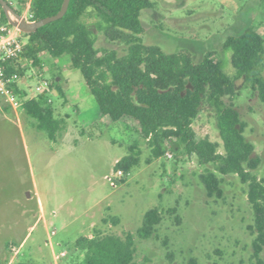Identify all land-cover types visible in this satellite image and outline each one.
I'll return each instance as SVG.
<instances>
[{
    "label": "rangeland",
    "instance_id": "374dc122",
    "mask_svg": "<svg viewBox=\"0 0 264 264\" xmlns=\"http://www.w3.org/2000/svg\"><path fill=\"white\" fill-rule=\"evenodd\" d=\"M14 1L19 12L22 4ZM149 1L153 8L140 17L145 44L166 53L189 50L196 60L213 50L229 75L235 69L231 51L223 49L226 38L250 24L264 37V0ZM96 45L119 55L127 49L101 33ZM42 59L43 77L53 86L57 79L63 91L51 102L65 126L51 139L22 108L10 109L0 97V261L10 256L9 264L19 259L70 264L75 240L98 232L122 238L132 234L139 264H188L190 257L199 264H255L247 183L236 174L220 173L216 164H201L182 147H168V141L156 156L155 142L121 123L83 130L78 111L94 107L95 99L81 72L66 56L43 53ZM232 101L260 158L254 173L264 180V101L243 78L236 80ZM192 126L197 139L208 138L223 150L213 107L204 102ZM130 155H137L138 163L118 178L116 162ZM207 171L221 178V196H208L200 178ZM106 175L117 179L114 186ZM151 208L160 211L162 221L153 237L139 238L137 229ZM8 241H23L20 252L9 253Z\"/></svg>",
    "mask_w": 264,
    "mask_h": 264
},
{
    "label": "trees",
    "instance_id": "16d2710c",
    "mask_svg": "<svg viewBox=\"0 0 264 264\" xmlns=\"http://www.w3.org/2000/svg\"><path fill=\"white\" fill-rule=\"evenodd\" d=\"M17 2L22 9L25 0ZM62 2L31 0L33 20L57 13ZM151 8L153 3L149 0H70L62 18L24 34L27 37L24 55L33 59L36 70L42 68L44 52L53 58L66 56L72 67L81 72L95 99L94 107L78 111L83 130L121 123L148 138L150 143L155 142L156 156L163 153L161 144L168 141V147H182L196 155L201 164L213 163L222 174L238 175L248 184V201L254 216L255 264H264V180L254 173L260 158L244 134L246 122L232 101L239 78L251 83L264 101V37L250 24L238 35L226 38L223 49L231 51L230 62L235 69V74L229 75L223 61L214 59L213 50H207L196 60L189 50L166 53L159 46L145 44L140 17L144 9ZM0 10L2 20L7 22L1 6ZM86 17L92 22L86 21ZM100 33L108 42L124 43L126 52L119 55L115 49L99 48L96 42ZM12 70L9 68V72ZM53 82L51 86L57 95L42 94L22 106L36 120V128L47 132L51 139L65 126L64 119L56 117L54 106L48 101L49 96L63 94L59 81ZM204 102L216 111L222 151L216 142L196 138L192 124ZM138 160L137 155L126 156L116 162L115 168L129 172ZM200 178L208 196H221V178L215 172L207 171ZM161 221L157 208L147 210L137 229L138 237H153ZM18 246L14 241L6 243L11 254ZM69 258L70 264H139L135 260L134 238L129 233L125 238L98 232L90 237L80 236L70 247ZM9 259L10 256L0 264H9ZM12 264L37 263L19 259ZM188 264L199 263L190 257Z\"/></svg>",
    "mask_w": 264,
    "mask_h": 264
},
{
    "label": "built area",
    "instance_id": "2783aa9c",
    "mask_svg": "<svg viewBox=\"0 0 264 264\" xmlns=\"http://www.w3.org/2000/svg\"><path fill=\"white\" fill-rule=\"evenodd\" d=\"M14 2V0L8 1L10 5ZM30 6L31 2H26L18 13L25 20L34 21ZM24 34L8 21H3L0 10V97L10 109L14 110L22 108L26 101L42 94H50L54 90L51 82L42 75L45 63H42L40 70H36L33 59L24 55L27 44V37ZM11 67L13 70L9 72ZM21 69L24 71L22 72ZM48 101H51L50 96ZM167 155L171 157V153L167 152ZM115 175L119 178L122 170H118ZM106 179L111 185L116 184L115 177L106 175ZM54 234L55 230H52L51 235ZM61 254L63 255L64 252Z\"/></svg>",
    "mask_w": 264,
    "mask_h": 264
},
{
    "label": "water",
    "instance_id": "95a60500",
    "mask_svg": "<svg viewBox=\"0 0 264 264\" xmlns=\"http://www.w3.org/2000/svg\"><path fill=\"white\" fill-rule=\"evenodd\" d=\"M70 0H63L59 11L51 16L44 17L40 20L28 21L21 17V15L8 3L7 0H0L1 9L11 25L17 27L23 33L35 32L38 28L62 18L68 10Z\"/></svg>",
    "mask_w": 264,
    "mask_h": 264
},
{
    "label": "crops",
    "instance_id": "0c3cea01",
    "mask_svg": "<svg viewBox=\"0 0 264 264\" xmlns=\"http://www.w3.org/2000/svg\"><path fill=\"white\" fill-rule=\"evenodd\" d=\"M54 94L57 95V91L54 89L53 90ZM118 160V159H117ZM41 207V206H40ZM41 209V208H40ZM23 241L21 243H19V246L17 247L18 248V251L20 252V247L22 245Z\"/></svg>",
    "mask_w": 264,
    "mask_h": 264
},
{
    "label": "flooded vegetation",
    "instance_id": "af4514ba",
    "mask_svg": "<svg viewBox=\"0 0 264 264\" xmlns=\"http://www.w3.org/2000/svg\"><path fill=\"white\" fill-rule=\"evenodd\" d=\"M11 7H13V6L11 5Z\"/></svg>",
    "mask_w": 264,
    "mask_h": 264
}]
</instances>
